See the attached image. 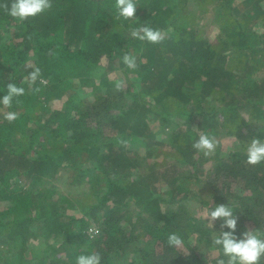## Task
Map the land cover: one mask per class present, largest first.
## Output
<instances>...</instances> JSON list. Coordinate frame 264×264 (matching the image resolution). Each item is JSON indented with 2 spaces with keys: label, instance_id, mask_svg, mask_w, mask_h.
<instances>
[{
  "label": "trees",
  "instance_id": "obj_1",
  "mask_svg": "<svg viewBox=\"0 0 264 264\" xmlns=\"http://www.w3.org/2000/svg\"><path fill=\"white\" fill-rule=\"evenodd\" d=\"M209 1L221 17L216 42L201 27L182 30L205 18V0H135L128 20L116 19L115 0H51L50 9L22 22L0 7V97L8 83L25 88L10 108L0 105V264H75L92 252L101 264H215L222 252L210 237L222 220L211 227L203 213L192 214L194 206L227 203L238 239L249 229L264 232V162L250 165L245 156L249 141H264V76H255L264 63V30L247 32L234 0ZM175 18L181 22L161 43L130 35L141 25L166 31ZM126 53L136 58L135 69L123 63ZM107 63L118 73L110 90L91 78L93 66ZM27 64L41 69L46 85L23 83ZM118 81L127 83L131 100L115 90ZM70 86L96 101L69 95ZM136 91L146 98H134ZM124 107L135 113L134 121L127 118L130 130ZM8 111L18 113L11 123ZM173 116L181 128L157 133L155 120ZM190 119L205 126L213 120L218 134L233 135L227 160L197 150L192 158L200 128ZM107 121L119 132L103 134ZM61 171L71 172L67 186L82 187L81 197L59 187ZM91 221L99 231L87 236ZM171 233L180 247L167 244Z\"/></svg>",
  "mask_w": 264,
  "mask_h": 264
},
{
  "label": "clouds",
  "instance_id": "obj_2",
  "mask_svg": "<svg viewBox=\"0 0 264 264\" xmlns=\"http://www.w3.org/2000/svg\"><path fill=\"white\" fill-rule=\"evenodd\" d=\"M136 6L135 0H115L116 19L134 18ZM0 7H3L11 17L22 22L50 9L52 3L51 0H11L10 5L5 3ZM130 35L141 41L158 44L165 40L167 34L162 30L141 25L131 28ZM122 59L128 68L135 69L137 67L134 56L126 53ZM25 67L32 69L23 79V83H27L29 88H32L38 80L41 85L47 84V81L42 78L39 67H34L31 64H27ZM6 87V94L0 97V105L10 108L14 98L25 94V88L14 83H8ZM33 90L39 91L40 89L34 88ZM115 90L122 91L123 83L116 82ZM3 115L9 123L18 118V113L13 111L5 112ZM119 143L126 144L127 142L120 140ZM218 144L219 141L214 136L201 132L198 133V139L194 140L192 147L205 156H210L214 154ZM245 156L246 163L250 165L264 162V141L260 138H253L249 141ZM201 218L206 220L211 227L213 221L222 220L221 230L214 232L215 234L210 237L212 246L218 247L222 252L221 257L215 258V264H261V259L264 258V232L258 229H249L242 233V238L238 239L235 235L238 218L227 203L208 208ZM224 228L229 229V231H224ZM92 234V230L89 229L88 235ZM167 244L170 247H180L182 239L178 234L171 233L167 237ZM75 264H101V256L98 252H92L88 255L81 254L76 257Z\"/></svg>",
  "mask_w": 264,
  "mask_h": 264
},
{
  "label": "rangeland",
  "instance_id": "obj_3",
  "mask_svg": "<svg viewBox=\"0 0 264 264\" xmlns=\"http://www.w3.org/2000/svg\"><path fill=\"white\" fill-rule=\"evenodd\" d=\"M207 2L209 4L208 5L209 7H208L207 11L204 13L205 18L202 20L200 19L199 23H197L196 26L190 25V24L188 25L186 23L185 29H182V30L187 31L190 28L195 29V27L196 28L201 27L203 36L205 38H207L210 42H216V34L215 33L217 31L219 32L221 17H219L215 14L214 9H213L214 4H212V2L209 0H205V4ZM190 4H192V3H190ZM233 6H234V10H236V12H238V16L242 19V21L247 20V22H245V25H246L245 29L247 30V32L249 30L256 31L255 27L256 28L258 27V29L256 31L258 34L263 32L264 25L259 24V22L260 21L264 22V0H234ZM180 22H181V20L179 18H175L173 20V22L171 23L170 28L167 29L166 31H163V30L162 31L167 34L166 35L167 37H172L173 32H174L172 25L175 24L174 27H178L177 25ZM212 33L214 34L213 36L211 35ZM262 43L264 44V34H262ZM215 44H217V43H215ZM118 54H119V52H118ZM220 62H222V59ZM93 67L94 68L92 69L91 78L94 79L95 82H97V83L99 82V84H102L104 86V89H106V86H107V88L110 90V87L112 86V85H110L111 80L116 79V76H118V73L111 72V71H113V69L115 71L114 66L110 63H107L105 66H103L102 64H98V65H95ZM103 71L105 72V74ZM256 72H255V76H258V77L264 76V63H263V65H261L260 69L257 70ZM113 74H115L116 76H112ZM106 77L110 82L108 84L104 83V80H105L104 78H106ZM42 78L44 79V77H42ZM44 80H46V79H44ZM55 87H56V89L59 88L58 86H55ZM126 87H127V83H124L123 84V90L125 92L124 93L125 95L123 94L122 97L126 98L125 100H131V98L129 97V95L127 93V89H130V88H126ZM81 88H83V87L81 86ZM86 88H89V87H86ZM66 89H67L69 95L71 93H75V96H76V93H77L80 98L85 97L86 102H89V104H90V102H93L94 100L96 101V99H94L92 93H89V92L85 93L84 90H80V92H79L77 89L75 91V89H73V86H70V88H66ZM75 96L70 99V102L76 101V99L78 97L76 98ZM40 98L44 99L42 95ZM134 98L140 99L143 101V99L146 98V92L145 91H139V92L136 91V96ZM46 102L48 104L52 105V107L59 108L63 115H69V114L71 115L72 108H70L69 106H66L65 104L62 105L61 99L57 100L54 98H50V99L46 100ZM126 107H127V105H126ZM126 107L123 108L122 113H125V116H126L125 122L127 123L129 130H130V124L128 123L127 118L130 117L129 119H131V121H134L135 116L133 114H135V113H127ZM45 118L49 119V116L47 115V116H45ZM173 118L175 119L174 116H173ZM190 121H191L190 125L194 124V128H200V129H198L199 133H201V132L208 133L209 135L214 136L219 141V144L217 146V150L215 151L218 158L224 159V158L228 157L229 149L231 148L230 147L231 141L233 140V135H228V134L220 135V134H218L217 127H219L220 124L218 125V124H216V122L214 124L213 120H211L213 123H209L206 126L200 122H195L194 120H191V119H190ZM120 123H121V120L119 119L117 121V124L119 125ZM159 123H160V125H159ZM112 124H110V121L106 122V124L103 127V130H104L103 134L115 135L117 132H119L117 130L118 125H115V124L112 125ZM154 124H155V126H154L155 130L157 129L158 130L157 133H159L161 135L170 134L172 132V130L177 129V127L179 129L181 128L180 122L177 121V119H175L174 121L173 120H166V119H162L161 121L155 120ZM224 129H226V128H224ZM196 152L197 151L195 150V153L192 154V158L196 155ZM212 156L213 155H210L208 157L211 159ZM224 160H227V159H224ZM149 161L151 162V160H149ZM158 161H160V160H158ZM129 163L132 165L131 161ZM130 167H132V166H130ZM69 173L71 174L70 171H61L60 173H58L59 174L58 175L59 181H57V183H59V187L64 189V191H69L68 193L70 195H76L79 192L78 195H79V197H81L82 196V193H81L82 187H79V186L77 187L74 185L67 186L66 182L69 179V178H67ZM171 173H172L171 170H168L165 173H163L162 180H164V178L167 177L168 175H170ZM26 182H27V180H26ZM124 202H125V200L122 201V203H124ZM121 205L122 204L117 203V206H118L117 210H120L122 208ZM123 206H124V204H123ZM202 213H204L203 208H200L199 206L193 207V209H192L193 215L201 216ZM89 229L92 230V233H93L92 235H88ZM98 231H99L98 223L92 222V221L90 222V224H88V226L84 230V232L87 236H94V235H96V233H98ZM3 237H6V234H3L0 239H2ZM34 242H36V241H34ZM29 251H30L29 249L26 250L27 255H28ZM131 257H132V254L127 253L126 255H124L123 258L125 259L124 261H126V260L130 259Z\"/></svg>",
  "mask_w": 264,
  "mask_h": 264
}]
</instances>
